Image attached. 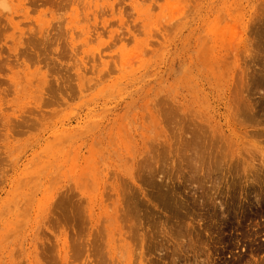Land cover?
<instances>
[{
	"label": "rangeland",
	"instance_id": "374dc122",
	"mask_svg": "<svg viewBox=\"0 0 264 264\" xmlns=\"http://www.w3.org/2000/svg\"><path fill=\"white\" fill-rule=\"evenodd\" d=\"M85 1H75L77 10L73 0H38L35 7L27 4L31 13L46 10L53 16L54 24L43 35L55 41L41 54L49 62L53 76L48 72L47 77L41 78L38 86L32 84L31 89L18 81L16 71L27 57L22 51H34L26 37L38 30L26 19L21 20V32L14 27L18 13L23 11L20 1L6 0L8 10H0V118L2 115L6 118L0 122V181L7 180L6 185L0 182V228L5 227L8 206L14 200L31 203L33 193L27 188L33 189L35 184L26 180L32 175L42 176V183L36 184V196L40 199L37 207L40 208L22 220L18 233L24 248L20 251L14 247L10 264H56L60 243L53 235L58 225L53 220L55 214H51L52 203L61 195L76 197L78 191L90 192L87 178L83 177L81 184L76 185L77 175L71 166L67 169L59 165L54 178L46 173L45 161L53 157L57 146L52 136L53 127L61 129L77 114L81 118L71 126L78 123L89 130L93 126L111 124L117 113L120 119L128 117L122 121L133 129L137 164L132 169L133 178L128 175L126 180L129 181H125L123 162L116 156L107 160L101 190L108 203L118 193L123 204L127 202L125 195L132 192L135 197L131 201L136 200L140 209L139 233L155 236L151 250L138 245L136 264H264L261 204L249 207L245 220L240 214L218 220L208 213L209 205L219 207L227 196L219 193L217 183L206 182L209 176L216 180V173L209 170L214 167L217 149L214 141L211 142L212 136H208L209 124L220 127L216 128V133L220 134L224 132L222 129H233V135L239 140L232 138V142L240 150H245L249 141L264 146V109L254 115L255 120L242 116L241 112L237 114V107L247 99L264 100V0H138L139 4L135 0H97L99 12L91 13V9L84 19L77 20L82 18ZM235 1L244 2L247 16L251 13L249 17L250 21L254 19V25L244 36V43L234 58L227 57L230 74H225L224 82L220 83L206 60L210 53L209 36L217 25L231 23V18L238 14L230 10ZM227 5H230L229 16L223 11ZM65 19L73 20L71 24L86 25L89 31L87 37L91 38L84 50L95 58L90 63L92 72L87 73L88 82L75 69L80 47L74 51L69 49V54L63 56L60 49L67 45L53 38L62 32ZM245 29L247 32V27ZM99 54L103 56L101 60ZM48 78L61 79L63 85L70 86L69 95L59 103L48 105L42 101L50 93ZM40 102L42 117L26 124L23 132H13L8 138L2 136L1 125L17 127L14 123L22 119L21 115L30 119L29 111L37 109L35 104ZM201 124L205 127L201 128ZM199 130L204 133H198ZM197 133L198 137L193 138ZM241 155L250 159L245 151ZM147 159L155 167L154 180H163L171 187L177 185L174 196L179 201L189 198L184 202L190 205L173 207L176 210L173 216L161 209L157 200L147 194L152 193V187L144 182L141 174ZM197 161L204 167L195 170L196 178L189 183L187 165H197ZM199 183L204 184L203 189L197 188ZM200 194L202 196L192 203ZM238 204L237 196L233 211L238 209ZM43 216H49V222H43ZM63 227L66 231L73 228ZM11 238L6 240L11 241ZM193 255L197 263L192 262ZM82 260L98 264L92 256Z\"/></svg>",
	"mask_w": 264,
	"mask_h": 264
},
{
	"label": "bare ground",
	"instance_id": "6f19581e",
	"mask_svg": "<svg viewBox=\"0 0 264 264\" xmlns=\"http://www.w3.org/2000/svg\"><path fill=\"white\" fill-rule=\"evenodd\" d=\"M18 1L21 2L19 7L23 11L22 13H18L19 19L14 22V27L18 28L21 32V20L26 19L27 22L32 23L36 27L35 29L38 30L37 32H30L26 37V41L34 48V51H22L27 57L18 66L20 68L16 71L18 81L23 82L28 89L32 84L38 86L41 78L47 77L48 72H50V76H53L50 71L49 62L41 54L44 53L48 46H52L55 43V41L50 40L49 36L43 35L44 31L50 30L54 22L53 16H49L46 10L31 13V9L27 4L29 3L35 7L38 5V0ZM75 1L73 0L74 9L77 10L78 3L75 4ZM135 2L139 4L138 0H135ZM141 3L146 6V3ZM232 3L235 5L231 6L230 10L237 11L238 14L231 18V23L217 25L216 31L209 36L210 53L207 54L206 60L209 63V68L215 74V78L220 83L224 82L225 74H230L227 66V57L229 56L228 59L234 58L238 52L237 49H240V45L244 43V36L254 25V19L250 21L249 16H251V13L247 16L244 2L239 4L235 1ZM133 5L136 7L135 3ZM229 6L227 5L223 10L226 16H229V13H227ZM97 8V0H86L82 9V18L78 17L77 20L84 19L88 14L87 11L91 9H93L91 13L99 12L98 9L100 8ZM14 9L18 10L16 7ZM13 13L16 12L13 11ZM14 17L16 15L12 16L11 20ZM94 19L96 20V14L94 15ZM72 21L71 19H65L62 32L53 38L57 39V41L62 40V43L67 45L68 49L66 47L60 49L63 56L69 54V49L74 51L76 47H80V53L76 55L78 63L75 69L76 73L82 76L84 81L88 82L89 76L87 73L92 72L93 65L90 63L95 57L87 54L84 46L91 37H87L89 31L86 30V25L71 24ZM240 25L241 27L238 29L237 27ZM245 27L248 29L247 32H245ZM75 28H77V31H74ZM78 31L79 33H77ZM102 58V54H99L98 59L101 60ZM230 67H232V64ZM48 80L47 88L50 93L49 96L43 97L42 101L44 103H48V105L59 103L60 100L65 98V95H69L67 89L69 90L70 86L63 85V82H61L63 80L51 81L49 78ZM41 105V102L40 104H35L37 109L33 108L29 111L31 113L29 115L31 116L30 119L29 117L26 119L21 115L22 119L14 123L17 127L5 128L6 125H1L3 126L1 131L2 136L8 138L13 132H23V127L26 124L28 125L29 122L36 120L38 116L42 117L43 114L41 112L43 111L41 110ZM262 109H264V100L260 99L258 102V100L252 101L247 99L245 103L239 104L237 107V112L239 113L237 114L239 115L241 112L243 113L242 116L255 120L256 116L254 115L258 114ZM106 117L107 115H105ZM80 118L79 115L75 114L67 121L68 125L63 123L66 126H62L61 129L53 127L52 136L56 138L57 146L53 157L47 158L45 161V168L48 169L46 173L50 174L51 178L56 176L55 169L59 165H65L67 169L71 166L76 173L75 183L77 186L81 184L83 177L87 178L90 183V192L82 190L83 194L77 190L78 194H76V197L61 195L57 201L52 203L53 209L51 214H55L53 220L58 225L56 230H53V235L60 243L55 256L56 264H87L82 258L86 257L88 259L90 256L98 264H136L138 245L139 248L146 247L148 250H151L155 246L153 242L155 236L153 233L147 235L139 233L137 229L139 226L137 217L140 209L136 200L131 201L135 197L132 192L125 195L127 202L125 200L126 203L123 204L120 202L119 194L112 183L110 185L112 186V190L114 189L115 193H117V196L111 199L110 203L104 198V192L101 190L102 179L105 175L104 169L107 168L106 162L107 160H111L113 156H116L118 161L123 162L122 172L124 180L129 181V179L126 180L128 175L132 177V169L137 164V149L136 145H134L136 140L134 139V133H132L133 129L128 126L127 122L124 124L122 121L128 120V117L120 119L118 113L111 124L100 127L93 126L89 130L86 125L82 126L78 125V123L75 126H71L73 122H79L78 119ZM5 119L2 115L0 122ZM209 125L211 128L209 127L208 129V136H212V144L214 141L217 145L213 162L214 167L209 170H213L216 173V180H212L211 176H209L206 182L213 185L217 183L220 190L219 193L226 195L227 199L224 196V200L219 203V207L209 205L208 213L211 216L217 217L218 220H228L232 214L236 217L240 214L242 220H245L248 218L247 209L258 203L261 204L260 212H264V146L249 141L248 146L247 144L244 146L245 150H240L236 148L237 146L234 147L232 142V138L236 141L239 140V137L233 135V129H222L224 132L221 131L222 134H220L216 133L220 127L213 124ZM200 127L204 128L205 126L201 124ZM199 132L204 133L203 130H199ZM198 133L193 138L198 137ZM192 149L194 150L196 147ZM243 151L250 156V159L241 155ZM145 162L143 169H141V174L144 182L152 187L150 190L152 193L148 192L147 194H151L152 198L157 200L162 210L173 216L176 214V210L173 207L182 208L190 205V203L184 202L188 201L189 198L179 201L174 196L177 191V185L171 187L164 184L163 180L156 182L154 180L156 176L154 165L148 159ZM203 167L204 164L200 161H197V165H187L189 183H192V180L194 181L196 178L194 176L195 170L197 168L202 169ZM0 182H3L4 185L7 184V180H1ZM26 182L35 184L33 185V189L27 188L28 191L33 193L31 203L25 204L22 200H14L8 206V221L5 227L0 228V264L12 263L14 247L18 250L24 248V242L20 241L18 233L22 228V220L26 219V215L28 218L33 211L40 208L37 207L40 199L36 196L38 189L36 184L42 183V176L32 175ZM127 184L124 185L127 186ZM132 184L134 185L133 181ZM204 184L199 183L197 188L201 187L203 189ZM129 189L132 188L129 187ZM200 196L202 195L195 196L192 203ZM237 196L239 198L238 209L233 211V205L236 202ZM48 217L43 216V222L44 220L49 222ZM225 222L227 223L228 221ZM63 225H69L73 228L66 231ZM255 232L257 233L258 230ZM7 237H12L11 241H7ZM67 237H70V239L67 240ZM139 256L141 257V255ZM192 259V262L197 263L195 255H193Z\"/></svg>",
	"mask_w": 264,
	"mask_h": 264
},
{
	"label": "clouds",
	"instance_id": "9594fccd",
	"mask_svg": "<svg viewBox=\"0 0 264 264\" xmlns=\"http://www.w3.org/2000/svg\"><path fill=\"white\" fill-rule=\"evenodd\" d=\"M6 0H0V10L7 11L8 9L5 7Z\"/></svg>",
	"mask_w": 264,
	"mask_h": 264
}]
</instances>
